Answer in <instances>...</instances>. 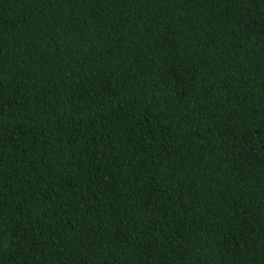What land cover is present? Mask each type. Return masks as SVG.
<instances>
[{
    "label": "trees",
    "instance_id": "16d2710c",
    "mask_svg": "<svg viewBox=\"0 0 264 264\" xmlns=\"http://www.w3.org/2000/svg\"><path fill=\"white\" fill-rule=\"evenodd\" d=\"M0 264H264V0H0Z\"/></svg>",
    "mask_w": 264,
    "mask_h": 264
}]
</instances>
